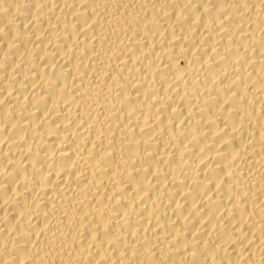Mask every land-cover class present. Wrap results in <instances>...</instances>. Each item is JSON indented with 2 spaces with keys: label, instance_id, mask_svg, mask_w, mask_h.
<instances>
[{
  "label": "bare ground",
  "instance_id": "1",
  "mask_svg": "<svg viewBox=\"0 0 264 264\" xmlns=\"http://www.w3.org/2000/svg\"><path fill=\"white\" fill-rule=\"evenodd\" d=\"M0 264H264V0H0Z\"/></svg>",
  "mask_w": 264,
  "mask_h": 264
}]
</instances>
